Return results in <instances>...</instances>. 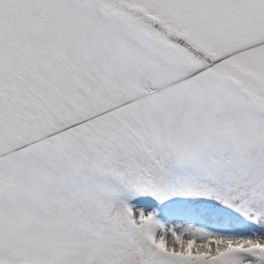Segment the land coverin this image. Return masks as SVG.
I'll list each match as a JSON object with an SVG mask.
<instances>
[{
  "label": "snow or ice",
  "instance_id": "snow-or-ice-1",
  "mask_svg": "<svg viewBox=\"0 0 264 264\" xmlns=\"http://www.w3.org/2000/svg\"><path fill=\"white\" fill-rule=\"evenodd\" d=\"M0 264H264V0H0Z\"/></svg>",
  "mask_w": 264,
  "mask_h": 264
}]
</instances>
